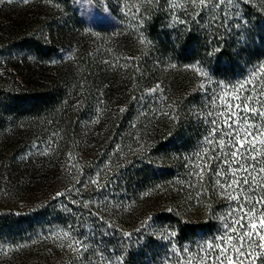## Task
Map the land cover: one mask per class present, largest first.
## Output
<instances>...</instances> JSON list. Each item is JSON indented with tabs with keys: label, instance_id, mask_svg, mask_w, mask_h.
<instances>
[{
	"label": "trees",
	"instance_id": "16d2710c",
	"mask_svg": "<svg viewBox=\"0 0 264 264\" xmlns=\"http://www.w3.org/2000/svg\"><path fill=\"white\" fill-rule=\"evenodd\" d=\"M45 1L62 7L72 16L60 20L46 19L37 31L19 29L13 33L14 48L8 57L12 59L14 52L26 51L30 57L28 62L31 61L30 65H25L27 67L33 63H49L54 56L60 58L62 52H71L75 34L85 28V23L73 10L72 0ZM159 1L163 0H142L138 10L140 18L133 23L120 13V0H106L111 16L119 23L129 21L130 30L137 35L135 37L146 38L145 51L143 49L139 56L125 62L129 73L122 71L121 77L116 73V79L123 82V90L125 84L133 81L137 94L144 87L161 80L165 94L177 106L168 112V116L152 119L157 129L151 131L149 142L145 143L146 148L139 155L128 156L125 160L126 150L101 151L98 160L102 163L92 160L88 170L76 176L66 194L51 203V209L47 205L40 211H29L23 219L7 217L0 222L1 236L15 240L21 234L43 229L52 223L74 235L86 234L88 254L74 257L67 264H188V257H195L192 264H201L200 257L206 242L214 241L218 234L222 235L226 231L224 225L231 224L233 216L237 215L229 216L236 207V201L228 198L232 189L226 192L217 181L226 183L235 178L230 169L254 164L255 169L250 171L256 177V188L246 194L252 201L264 196V187H261L264 185V172L260 171L264 168V144L260 143L264 136L257 140L259 151L256 160L246 157L236 164L225 155L231 149L225 147L222 151L219 143L229 132L227 127H221L226 121L220 113L227 111L224 108L227 101L238 102L233 98L235 91L229 85L233 88L239 86L240 81L252 76L264 59V14L254 19L251 7H244L242 20L246 25L240 21V30L246 26L244 32L237 31L236 27L225 28L218 21H201L198 17L171 30L166 25V10ZM116 28L100 27L99 31L110 35ZM131 34L134 35L133 32ZM127 37L130 38L129 35ZM64 59L60 58V62ZM19 62L14 59L15 67ZM69 64H64L66 68L50 84L38 87L30 83L26 88L11 92V97L2 103L3 108L8 114L24 109L36 116H40L45 107L51 110L59 108L69 100L72 78L76 73L74 66ZM78 66L82 68L78 74L84 78L85 84L81 105L90 108L92 100L105 95L107 87H103V82L115 78L105 63L94 67L89 59H85ZM198 73L204 79L196 81ZM262 88L263 83L259 85L258 95L259 100L264 101V96L260 95ZM135 93L126 105L123 118L130 117L138 105ZM247 94L236 95L243 99ZM262 106L258 112L263 111ZM244 115L255 117L253 122L264 128V118L240 114L241 117ZM213 128L217 129L215 134L212 133ZM244 135L241 131L242 139ZM209 140L212 143H208ZM97 167L105 170L100 184L91 181ZM200 168H203L202 176H196ZM218 172L220 176L216 175ZM243 175L242 172L236 173L237 177ZM248 178L251 181V176ZM75 193L77 196L73 195ZM118 195L126 197L120 202V210L115 216L116 223L123 225L120 228L115 223L108 224L112 220L107 217L106 209L94 212L90 207L95 201L106 202ZM243 198L244 194H241V200ZM127 208L131 211H124ZM260 211L264 212V208ZM250 264H264V253Z\"/></svg>",
	"mask_w": 264,
	"mask_h": 264
},
{
	"label": "rangeland",
	"instance_id": "374dc122",
	"mask_svg": "<svg viewBox=\"0 0 264 264\" xmlns=\"http://www.w3.org/2000/svg\"><path fill=\"white\" fill-rule=\"evenodd\" d=\"M141 2L142 0H120V13L134 23L139 17ZM159 2L166 10V25L171 30L187 25L198 17L201 21H218L225 28L236 27L237 31L244 32L246 26L240 30L242 23L243 26L246 25L242 20L244 7H251L254 19L264 14V0H205V4H201L200 0ZM72 4L79 19L85 23V28L75 34L80 40H72L71 52L61 53L60 58H65L63 63L59 56H54L49 63H33L27 67L25 65H30L31 61L28 62L30 57L26 51H16L12 59L8 57L14 48L11 39L13 33L19 29L37 31L44 20L69 18L72 13L68 14L67 10L45 0H0V222L9 216H18L20 219L29 211H40L47 205L50 207L53 201L66 194L76 176L88 170L92 160L102 163L98 160L101 158V151L126 150L125 160L128 156L139 155L146 148L151 131L157 129L152 119L168 116V112L177 106L165 94L161 80H156L137 94L133 81L125 84L123 90V82L116 79V73L121 77L122 71L127 70L125 62L131 61L146 49V38L135 37L137 35L130 30L129 21L121 24L111 16L106 0H72ZM117 25H121L119 29L116 28ZM100 27L116 29L107 35L99 31ZM14 59L21 61L19 66L15 67ZM85 59H89L94 67L105 63L107 70L115 78L103 82V87H107L105 95H98L92 100L90 108L83 107L80 101L85 84L84 78L79 75L82 68L78 65ZM65 63L74 66L76 72L72 78L68 101L54 110L45 107L40 116L32 115L24 109L16 113L6 112L2 103L11 97V92L26 88L30 83H35L38 87L50 84L66 68L63 67ZM262 66L264 59L256 66L252 76L239 82L240 85L251 80L247 90L237 92L239 86L233 88V85H229L230 89H234L235 96L251 92L253 106L257 110L261 109V104L255 102L259 99L258 88L261 83L264 84ZM199 79L204 78L198 73L196 81ZM133 92L138 95V105L134 107L130 117L123 118L126 105L133 99ZM260 92L263 93L264 88ZM262 110L264 111V104ZM254 118L250 117L252 122ZM253 125L264 130L254 122ZM104 172L101 167H97L91 181H102ZM79 180L80 178L77 179ZM124 198L126 197L118 195L106 202L95 201L90 207L94 212L106 209L107 217L112 220L108 224L115 223L120 228L123 225L116 223L115 216ZM124 211L131 210L127 208ZM38 230L21 234L15 240L0 234V264H67L74 257L88 254L86 234L74 235L68 229L52 223Z\"/></svg>",
	"mask_w": 264,
	"mask_h": 264
},
{
	"label": "snow or ice",
	"instance_id": "6c2138e0",
	"mask_svg": "<svg viewBox=\"0 0 264 264\" xmlns=\"http://www.w3.org/2000/svg\"><path fill=\"white\" fill-rule=\"evenodd\" d=\"M200 3L205 4V0H200ZM251 83L252 81L249 80L240 84L236 91L247 90V85ZM224 95L227 96L228 93ZM260 95L264 96V93H260ZM233 98L238 102L233 104L231 101H227L224 105L227 111L222 110L220 113L226 121L225 125L221 127L229 129V132L219 140L221 150L223 151L225 147L231 149L230 153H225V155L230 156L233 164L246 157H251L255 161L259 149L256 148L254 142L264 136V130L255 128L250 117L247 115L241 117L240 114L250 112L253 116L258 115L264 118V111L258 112L257 108L253 106L251 92H248L243 99L239 95ZM255 102L264 104V101L259 99ZM234 117L239 118L234 119ZM212 123L215 124L216 121L213 120ZM216 131V128L212 129L213 134ZM241 131L245 133L243 139L240 136ZM226 140L227 144L225 143ZM208 143H212V141L209 140ZM260 143L264 144V140H261ZM245 144L248 145L247 148L244 147ZM196 167L200 166L196 165ZM250 169L254 170L255 165H242L240 168L230 169L232 176L235 178L228 180L226 183L221 180L217 181V184L226 192L228 189H232L231 192H228V198L230 201H236V207L229 212V216H232L233 213H237V215L233 216L231 224L226 223L224 225L226 231L222 235L218 234L214 241L206 242L202 249L203 256L200 257L201 264H250V261L264 253V212L260 211L261 208H264V196L252 201L251 197L246 194L256 188L254 183L256 177L252 175ZM260 171L264 172V168ZM237 172H242L245 175L237 177ZM202 173L203 168H200V171L196 172L195 175L202 176ZM216 175L220 176L221 174L218 172ZM249 176L252 178L251 181L248 178ZM261 187H264V185H261ZM241 194H244L243 200H241ZM246 205H250V207H246ZM257 240H259V243H257ZM193 259L195 257H188V264H192Z\"/></svg>",
	"mask_w": 264,
	"mask_h": 264
}]
</instances>
